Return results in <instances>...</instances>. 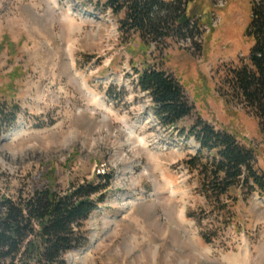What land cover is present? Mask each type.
<instances>
[{"label": "rangeland", "instance_id": "obj_1", "mask_svg": "<svg viewBox=\"0 0 264 264\" xmlns=\"http://www.w3.org/2000/svg\"><path fill=\"white\" fill-rule=\"evenodd\" d=\"M221 1L184 5L198 25L217 19L182 48L175 35L141 46L137 33H121L123 14L104 10V0H0V101L20 106L9 128L0 124V197L52 183L64 193L111 176L84 222L87 243L67 253L66 264L72 257L74 264H264V194L235 203L232 194L224 226L219 203L186 164L199 151L190 129L201 119L251 147L264 173V127L225 82L247 63L258 0ZM147 65L183 88L192 110L175 125L162 123L149 95L137 91L134 74Z\"/></svg>", "mask_w": 264, "mask_h": 264}, {"label": "trees", "instance_id": "obj_2", "mask_svg": "<svg viewBox=\"0 0 264 264\" xmlns=\"http://www.w3.org/2000/svg\"><path fill=\"white\" fill-rule=\"evenodd\" d=\"M185 2L186 6L190 3ZM185 4L181 0H104L102 7L114 15L123 14L121 33H137L141 46L146 47L151 43L159 45L170 35L179 39L199 33L196 23L191 26L189 20L181 22L187 13ZM192 13L189 15L193 17ZM250 15L246 30L252 48L247 63L232 69L225 82L232 96L250 107L264 127V0L252 3ZM138 80L140 88L151 95L162 123L175 125L191 112L179 80L164 69L144 66ZM6 100L0 101L3 129L17 120L20 109ZM194 124L190 132L200 149L186 164L188 169L199 172L202 189L219 203L215 212L225 226L231 221L233 205L226 199L233 194L235 203L242 195L255 191L264 194V173L255 168L251 147L201 119ZM110 182L111 176L104 175L97 183L72 184L64 193L52 183L37 187L29 195L1 196L0 264H66L65 255L87 243L84 222L105 199ZM202 238L206 243L212 241L208 233H202Z\"/></svg>", "mask_w": 264, "mask_h": 264}, {"label": "built area", "instance_id": "obj_3", "mask_svg": "<svg viewBox=\"0 0 264 264\" xmlns=\"http://www.w3.org/2000/svg\"><path fill=\"white\" fill-rule=\"evenodd\" d=\"M189 1H193V0H189ZM216 1L221 2L219 3V5L222 4L221 0H216ZM212 20L210 19L207 25L199 26L198 23L195 22V17L190 18L189 21L191 26H193L196 23L199 33H195L194 35L186 34L185 37L177 39V45L182 48L193 47V45H195V42H200V33H209L210 28L213 26V22L216 20V17L212 18Z\"/></svg>", "mask_w": 264, "mask_h": 264}, {"label": "bare ground", "instance_id": "obj_4", "mask_svg": "<svg viewBox=\"0 0 264 264\" xmlns=\"http://www.w3.org/2000/svg\"><path fill=\"white\" fill-rule=\"evenodd\" d=\"M200 26V25H199ZM83 81V80H82ZM137 82V81H136ZM83 87H84V89H85V92H86V94H88L90 97H94V101H95V103L97 102L98 103V105H102V102H101V100L99 101V98L97 97V96H94L93 94H91V92L88 90V88H87V86H86V83H85V81H83ZM143 93H146L147 95H148V93L147 92H145V91H142ZM140 139V138H139ZM139 141H141V143L142 144H144V143H146L145 142V140H139ZM172 188H171V186H170V190H171ZM171 194L173 195L174 194V192H171ZM123 200V199H122ZM122 202V201H121ZM130 203H131V205H133L134 204V202L133 201H129ZM126 204V203H125ZM92 226H93V240L94 239H96V234H95V231H96V228H97V224H96V221H93V224H92ZM92 245V244H91ZM91 247V246H90ZM88 251V249L86 250V252ZM83 258V257H82ZM76 259H77V257H72L71 258V264H74L75 263V261H76Z\"/></svg>", "mask_w": 264, "mask_h": 264}, {"label": "water", "instance_id": "obj_5", "mask_svg": "<svg viewBox=\"0 0 264 264\" xmlns=\"http://www.w3.org/2000/svg\"><path fill=\"white\" fill-rule=\"evenodd\" d=\"M182 17H183V18L181 19V22H182V23H185V22L188 20V17H187L186 14H184Z\"/></svg>", "mask_w": 264, "mask_h": 264}]
</instances>
